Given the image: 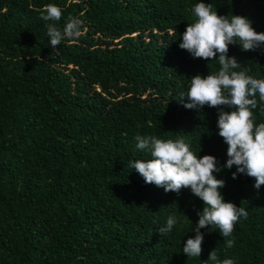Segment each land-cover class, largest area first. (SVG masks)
<instances>
[{
  "label": "trees",
  "instance_id": "1",
  "mask_svg": "<svg viewBox=\"0 0 264 264\" xmlns=\"http://www.w3.org/2000/svg\"><path fill=\"white\" fill-rule=\"evenodd\" d=\"M201 2L264 33V0H0V264H205L213 250L220 261L264 264V186L255 189L254 178L233 179L235 165L215 174L225 201L248 217L236 222L232 248L218 228L201 229L202 254L188 258L203 201L127 167L151 159L137 135L182 138L226 164L219 109L180 100L190 77L220 67L179 48ZM50 3L62 9L61 30L70 17L83 21L81 36L55 49L39 18ZM228 55L236 71L264 79V46L229 45ZM169 215L178 223L160 235Z\"/></svg>",
  "mask_w": 264,
  "mask_h": 264
},
{
  "label": "clouds",
  "instance_id": "2",
  "mask_svg": "<svg viewBox=\"0 0 264 264\" xmlns=\"http://www.w3.org/2000/svg\"><path fill=\"white\" fill-rule=\"evenodd\" d=\"M192 11L196 20L187 25L179 48L193 58L217 60L220 67L216 74L190 77V88L181 94L180 100L186 101L184 107L187 109L198 110L205 105L219 109L217 128L218 135L228 146L226 164L218 166L212 155L197 156L182 138L173 141L154 135H137L136 148L148 152L151 159L132 160L127 167L135 169L146 184H154L165 192L179 193L182 189H190L203 201V210L197 213L199 219L192 228L195 236L187 239L182 250L188 258H200L204 240L201 229L215 231L218 228L226 247L232 248L235 240L228 238L232 236L236 222L241 217H248L244 207L225 201L220 191L225 187V181L217 179L215 174L235 165L237 171L232 173L233 179L238 173L245 174L254 178L255 189L264 186V123L256 125L253 119V110L258 107L257 95L264 112V79L248 75L250 69L236 71L240 63L236 57L228 55L229 45L238 44L242 51L261 48L264 33L257 32L247 17L218 15L210 3H197ZM39 18L45 22L53 49L65 39L74 40L81 36L83 21L78 18L70 17L62 30L58 27L62 9L55 4L44 6ZM177 223V217L169 215L166 227H161L158 233L171 232ZM208 261L234 264L230 258L220 261L215 250L210 252L205 264Z\"/></svg>",
  "mask_w": 264,
  "mask_h": 264
}]
</instances>
